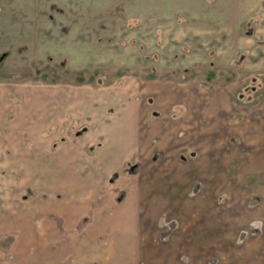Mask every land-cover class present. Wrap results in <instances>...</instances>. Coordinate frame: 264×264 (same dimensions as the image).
Listing matches in <instances>:
<instances>
[{"label":"rangeland","instance_id":"374dc122","mask_svg":"<svg viewBox=\"0 0 264 264\" xmlns=\"http://www.w3.org/2000/svg\"><path fill=\"white\" fill-rule=\"evenodd\" d=\"M263 184L264 0H0V264H156Z\"/></svg>","mask_w":264,"mask_h":264},{"label":"crops","instance_id":"0c3cea01","mask_svg":"<svg viewBox=\"0 0 264 264\" xmlns=\"http://www.w3.org/2000/svg\"><path fill=\"white\" fill-rule=\"evenodd\" d=\"M124 133L128 142L126 145L125 141L124 147L116 153L120 156L130 149L135 151L133 139L136 135L130 137V133L124 131L123 135ZM226 184L229 185L225 187L231 188L234 182L228 181ZM262 188L263 200L257 205L251 204L253 196H249L244 190L238 191L239 198L244 201L237 211L232 202L222 198L220 194L223 192H218L219 196L213 204L212 201L202 203L204 210L195 214L199 223L193 224L192 233H179L163 243L159 234L154 236L151 233L153 238L150 240L149 260L156 264H180L168 252H184L188 253V264H196V261L198 264H207L206 260L212 256L214 264H264V184ZM227 192L231 195L234 193ZM150 204L151 213L157 216L159 207H156L154 199L150 200ZM185 215L190 216L184 213L183 216ZM138 242L136 239L135 244ZM182 261H185L184 258Z\"/></svg>","mask_w":264,"mask_h":264}]
</instances>
